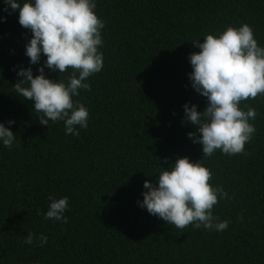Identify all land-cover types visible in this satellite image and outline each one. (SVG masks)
Here are the masks:
<instances>
[{"label":"trees","instance_id":"obj_1","mask_svg":"<svg viewBox=\"0 0 264 264\" xmlns=\"http://www.w3.org/2000/svg\"><path fill=\"white\" fill-rule=\"evenodd\" d=\"M95 3L105 24L103 68L85 81L91 91L73 97L89 112L87 129L77 125L75 136L64 121L41 125L34 101L15 92L25 79L17 73L31 67L39 75L46 57L30 64L31 30L0 0V123L16 136L11 149L0 141V264H264V95L240 104L258 114L236 155L203 157L183 107L208 106L189 79V57L200 52L192 43L247 24L264 48V0ZM71 72L44 69L45 78L65 83ZM184 157L201 160L211 185L227 192L213 209L218 222L230 221L226 230L175 229L140 207L145 181L158 187L163 169ZM50 195L68 198L67 223L44 218Z\"/></svg>","mask_w":264,"mask_h":264},{"label":"clouds","instance_id":"obj_2","mask_svg":"<svg viewBox=\"0 0 264 264\" xmlns=\"http://www.w3.org/2000/svg\"><path fill=\"white\" fill-rule=\"evenodd\" d=\"M4 3L13 11L18 10L19 24L31 30L32 39L26 45L30 64H38L41 54L46 57L44 67L38 69L39 75L33 77L31 67L17 73L25 79L13 87L15 92L22 99L34 101V111L43 113L38 117L41 125L64 121L66 135L79 136L76 126L87 129L89 112L73 97L79 95L80 89L91 91L85 81L103 68V54L98 48L103 45L101 30L105 24L95 12V0H4ZM203 40L192 43L200 52L189 57L193 69L189 79L193 89L207 98L208 106L203 113L197 111L196 105L183 106L187 122L197 129L188 136L193 143L202 145L203 157H211L217 150L226 155L241 154L256 131L249 121L258 113L251 107L244 111L240 104L264 95V48L258 45L253 29L247 24L239 28L229 26L218 37L208 34ZM45 67L60 74L68 69L72 72L66 77L67 83L60 79L53 81L45 78ZM15 139L13 132L0 123L3 145L11 149ZM211 180L212 172L201 160L194 163L187 157L179 158L158 175V187L145 181L144 188L148 191L143 193L140 207L175 229L192 225L195 229L224 231L230 221L218 222L213 209L219 199L229 197L222 186L213 187ZM48 199L51 203L44 218L67 223L64 213L68 198L57 200L50 195ZM34 238L35 234L29 232L24 243L31 245ZM47 239L41 234L40 246Z\"/></svg>","mask_w":264,"mask_h":264}]
</instances>
